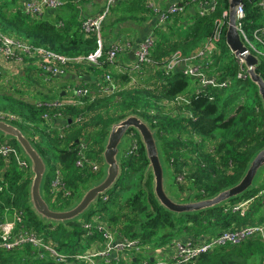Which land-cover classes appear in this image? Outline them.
<instances>
[{
  "label": "trees",
  "instance_id": "16d2710c",
  "mask_svg": "<svg viewBox=\"0 0 264 264\" xmlns=\"http://www.w3.org/2000/svg\"><path fill=\"white\" fill-rule=\"evenodd\" d=\"M12 2L14 3L15 0H12ZM66 3L65 7L56 10L53 18L50 16L49 18L32 19L23 10L16 7L9 15L0 13V23L3 25V31L6 29L7 32L6 30L4 32L8 35L15 33L14 36L25 38L36 46H43L69 57L88 55L96 49L95 37H88L82 31L78 10L74 5L75 0H66ZM133 3H137L142 8L141 10L146 12L150 10L146 0L125 1L120 4V7L129 11L131 6L136 5ZM243 3L246 10L243 26L251 36L256 28L264 26V8L258 7L255 0H243ZM230 4L231 0H219L215 12L206 16L196 13L193 15V18H195L193 25L189 31L185 32L184 36H181L185 41L184 45L187 47L183 49V52H189V46H199L198 50L203 48L208 37L214 31V20L221 17L224 10L231 9ZM179 15L181 13L176 17L178 18ZM140 18L143 17L140 16ZM177 18L174 20L176 21ZM60 21L63 22L62 25L59 24ZM162 29L161 27L158 28L157 25L156 35H159L160 38L152 49V57L157 62L144 65L135 70L140 74H143L145 69L152 70L151 76L143 80V83L147 86L141 87L138 91L141 96L131 97V92L135 89H129L128 86L135 80L133 76L130 73L114 75L111 70L114 64L107 63L106 57H102L98 66L74 64L73 67H69V70L70 72H77V76L94 90L99 87L95 77L110 73L114 78L116 91L100 94L94 100L84 98L83 105L53 107L48 104L28 103L24 104L23 110L13 108L25 117V121L19 124L27 133L31 132L29 127L44 128L46 126L47 129H50V125L53 126L52 128L55 129L53 132L56 135L47 140L49 149L52 148L57 151L59 143L65 147L59 151L62 154L60 158L50 159L48 157L47 162L50 167L54 165L66 174L68 183L74 189L76 195L81 193L80 190L85 189V184L88 181H90L89 184L96 182V177L92 166L86 163L83 168L78 167L75 160L76 153L67 150L84 141L89 147L88 153H86L87 156L91 158L98 155L97 150L89 151L90 143L98 145L101 152L110 124L128 114L121 113L122 109L133 108L132 112L143 116L153 128L158 127L157 137L161 141L164 140V143L161 142L160 144V149L166 168H174L175 170H170L174 175H176V172L184 173L183 168L185 167L191 170V175H187V178L190 182V188L201 191L197 195L199 196L198 199L212 196L220 190L234 185L243 175L254 155L264 147V104L257 91L256 84L249 78L238 79L236 77L238 66L235 64V59L226 61L225 66L220 69L234 78L233 85L229 89H207L201 93L196 91L189 93L190 79L183 71L176 69L167 73L163 69L165 61L173 56L172 53L181 44L177 41L179 39L174 38L176 35L173 33L172 25L169 28L171 35L163 32ZM15 30L19 33L14 32ZM20 33H25L28 38ZM219 48L220 51L217 54L218 57H216L217 64L223 58V50L230 49L226 43V36H223ZM107 49L105 47V51ZM230 52L232 53L231 49ZM167 56L169 57L166 58ZM164 58L166 59L163 60ZM260 61L257 71L264 76V60L261 59ZM86 75L90 76L89 80L86 79ZM137 77L141 76L138 75ZM241 90H244L245 94L246 91L247 94L250 92V95L248 94L243 103L240 104L237 99ZM211 94L215 96L214 100L210 99ZM56 96H58V93ZM117 96L121 100L112 105ZM181 96L187 97L190 101L189 104L184 106L183 103L181 104L176 100L177 97ZM225 96H227L226 101L223 102L222 99ZM141 101H143L144 110H141ZM168 103H173L179 109L185 108L191 111L194 117L163 115L164 110L162 108ZM100 105H103L104 108L107 107L106 113L98 109ZM138 106L140 110H137ZM151 111H155V113H151ZM46 112H62L67 118V128L63 136H59L57 133L56 124H51L44 119L43 115ZM95 116L99 117V121L93 120ZM78 117H80L79 120H77ZM172 125H179L178 130L180 132L185 130L189 133L192 137L191 141L186 143L167 141L160 131L175 133L178 130L173 129ZM30 137L44 155L46 151L39 145V142L36 143L33 135H30ZM193 137H200L201 142L194 143L195 138ZM215 137L220 139L214 150L216 158L211 151L205 153L203 151L206 146L205 142L207 140L211 141ZM183 144L191 145L190 151L194 154L197 153L198 156L186 157L184 161L180 160L179 153ZM141 152L142 158H140ZM121 158L122 173L117 184L98 199L84 214L85 218L83 220H91L94 216H99L101 220L107 221L123 237L138 240L142 245L159 246L170 243L175 238L174 236L180 232L197 239L202 235H215L224 229L250 225V222L255 220L253 213L240 216V212H231L227 207L228 203H233L236 199L240 200L243 195H246L247 198L256 196L259 191L264 189H258V184L242 196L213 209L176 215L160 205L153 192L151 177L144 181V175L140 173V170H144L149 164L143 147L139 149L138 153L127 157L122 156ZM78 168L82 171L80 170V172ZM132 170L133 172H131ZM85 172L89 173L86 178L84 177ZM8 173L9 190L6 194H0V207L15 206L17 209H24L23 219L25 224L42 233L59 250L76 252L79 248L83 249L85 245L89 248L93 240L99 237L97 233L92 236L85 235L86 230L82 226V218L70 221L67 224H55L41 220L29 204L28 183L17 184L21 172L19 173L17 167L13 166ZM52 178L53 174L47 177L44 188ZM174 185L181 186L182 183L176 181ZM206 221L208 222L207 225ZM183 229L185 231H182ZM258 248L260 251L264 250L261 241L249 240L235 246L218 248L213 252L201 255L197 261L189 264H250L248 254L251 253L250 250ZM27 255H31L28 249L13 251L9 253L7 261L22 262V258L26 257V264H52L31 259ZM242 256H244L243 261L240 260Z\"/></svg>",
  "mask_w": 264,
  "mask_h": 264
},
{
  "label": "built area",
  "instance_id": "2783aa9c",
  "mask_svg": "<svg viewBox=\"0 0 264 264\" xmlns=\"http://www.w3.org/2000/svg\"><path fill=\"white\" fill-rule=\"evenodd\" d=\"M81 1L88 0H75L77 4ZM125 1L129 0H105L104 8L98 14L79 13L82 31L88 37L94 36L96 40V49L88 55L69 57L52 49L36 46L20 37L8 35L0 28V75L3 70L11 71L14 73L13 75H16L21 73L22 69L32 66V68L36 69L39 77L49 83L67 75L70 71L69 67H73L74 64L95 67L100 65L102 57H106L107 63L116 64L119 55L123 53L129 54V52L134 53L133 68L135 70L155 62L152 57V49L156 43V33H150L134 47L132 42L119 40L105 51L104 22L111 8ZM218 1L184 0L181 3L174 1L165 10L157 11L155 10L154 1L151 0L149 1V6L158 12V28H164L171 24L188 4L197 6L196 14L206 16L215 12ZM255 4L260 8H264V0H255ZM65 5L66 0H25L18 8L32 19H37L45 11H56ZM235 9L236 27L241 39L252 54L256 55L260 60H264V51L259 48V45L264 46V26L256 28L250 36L243 26V20L246 16L244 3H239ZM230 10H224L222 16L214 20V31L208 37L202 49L195 54L184 56L179 53L173 55L163 65V69L167 73L179 69L187 77L196 80L198 84L197 93L207 89L227 90L233 85L234 78L232 76L226 74L224 70L215 71L217 67L216 57L220 51L219 46L223 36H226L230 23ZM59 24L62 25L63 22L60 21ZM231 51L234 54L235 64L238 66L236 77L238 79L249 78L244 58L237 55L232 49ZM95 81L99 86L97 90L92 89L86 82L80 81L77 84L63 86L58 91L57 98L47 102H38L37 105L48 104L53 107L83 105L85 102L84 98L94 100L100 94L116 91L114 78L110 73L97 75ZM210 99L214 100L215 96L211 94ZM176 100L181 104L183 103L184 106L190 102L185 96L177 97ZM181 110L179 111L181 117H194L191 111L185 108H183V111ZM43 117L51 124L54 121L62 120L61 129L65 134L67 118L62 112H46ZM0 119L15 124L25 121L22 115L1 108ZM79 119L80 117L77 118V120ZM52 127L50 125V129ZM126 135L131 139V142L123 148L120 154L121 157L136 154L140 149V139L137 132L131 130ZM80 145L81 149L77 155L76 165L83 168L88 163L95 172L99 169V164L87 156L86 153L89 147L86 143L82 141ZM13 166L17 167L19 173L21 172L17 184L30 183L33 177L30 161L15 142L0 138V194H6L9 190L8 171ZM54 172L52 180L48 185L46 183L45 190L51 193L53 197V200L49 199L50 205L55 209H64L69 205V201L66 198L71 195V192L67 191L68 188L62 175H60V169L56 168ZM263 193L264 189L259 191L256 196L245 198L240 203H228L227 209L233 212H241L244 206L251 204ZM104 198L106 199L107 197ZM8 213H11L10 217H7ZM23 215L24 209L22 208L17 209L15 206L0 207V264H26V257L22 258V262L7 261L10 252L25 251V249H28L31 253V255H27L31 259L52 264H189L197 261L201 255L213 252L221 247L235 246L249 240H259L264 245V221H262L261 223L224 229L215 235H202L197 239L192 237L180 238L165 245L169 251L152 254L153 251L150 245H142L138 240L123 237L106 221L101 220L99 216H94L91 220H84L82 226L86 230L85 235L92 236L97 233L99 237L93 240L89 248L81 252L79 250L77 252H65L51 244L34 227L27 226ZM97 244L99 246H96ZM143 252L144 254L142 255L141 253ZM262 264H264V258Z\"/></svg>",
  "mask_w": 264,
  "mask_h": 264
},
{
  "label": "water",
  "instance_id": "95a60500",
  "mask_svg": "<svg viewBox=\"0 0 264 264\" xmlns=\"http://www.w3.org/2000/svg\"><path fill=\"white\" fill-rule=\"evenodd\" d=\"M243 0H232L230 4V23L226 32V41L237 55L244 58L246 70L250 80L258 87V92L264 104V76L257 71L261 63L260 59L252 54L236 27V5ZM130 56L134 58V53ZM135 130L142 139L145 154L149 160L148 168L152 170L154 177V194L160 205L168 211L183 215L197 213L203 210L213 209L238 198L249 189L257 186L255 179L259 171L264 168V147L252 158L241 178L229 187L216 194L188 201H178L171 196L166 188V169L161 155L157 130L142 116L130 114L111 125L105 140L103 159L106 166L105 175L100 181L94 182L81 198L66 209H55L43 195V182L48 173L47 160L27 132L18 124L0 119V131L4 135L16 140L25 156L30 161L33 177L29 184L28 201L37 216L46 222L67 224L84 215L98 199L110 191L118 182L122 173L120 144L130 130Z\"/></svg>",
  "mask_w": 264,
  "mask_h": 264
},
{
  "label": "rangeland",
  "instance_id": "374dc122",
  "mask_svg": "<svg viewBox=\"0 0 264 264\" xmlns=\"http://www.w3.org/2000/svg\"><path fill=\"white\" fill-rule=\"evenodd\" d=\"M148 4L149 3H147V5ZM13 5H15V3H13L12 0H0V13L5 14V15H9L15 8ZM181 15H179V17H181ZM179 17L176 20V22L178 24H176V26L174 25L172 27H173V31H174L173 33H174V35H176L174 38L175 39H179L177 41H179L181 46L177 50L174 51L175 53L173 52L172 54L176 55V54L182 53L184 56L188 55V54H195V53H197L199 51L198 50L199 46H194V47L193 46H189V48H188L189 52L185 53V52H183V49L187 48V47L184 45L185 41L181 38V36L185 35L186 31H189L190 27L193 25V23L195 21V18L190 16V18L187 21H185V19H181ZM174 23L175 22H173V24ZM170 27H171V25L169 24L166 27H164L162 29V31L166 32L168 35H171V33L169 31ZM0 28L3 30V25L1 23H0ZM16 31L17 30H15L14 32H16ZM6 32H7V30H6ZM8 33H10V32L8 31ZM20 34H22L23 36L28 38V36L25 33H20ZM13 35H15V33ZM159 38H160L159 35H157L156 36V42L159 40ZM24 40L27 41V42H30L29 40H27L25 38H24ZM259 48L264 51V46L259 45ZM224 50H223V58H221L218 61V64H216L217 67L215 68V71H219L220 69H222L223 66H225V64H226V61H228L230 59H233V60L235 59L234 58V54H232L230 52V49H227L226 51H224ZM169 56H167L166 58H168ZM217 57H218V55H217ZM166 58H164L163 60H165ZM155 62H157V60H155ZM27 71H29L28 73H30V75H26L27 77L26 76L23 77V75L19 76V74L11 75L6 70L2 71V73L0 75V107L3 108L4 110L11 111V110H13V108L19 109V110L20 109L23 110L24 104L38 103V102H41V101L43 102V100L46 99L47 97H52V96H50L47 93V89H45V87H49L50 85H55V84L53 82L47 83V82L43 81L39 77V75L36 72L35 68H33V69L29 68ZM130 73H131V75L133 77H135V80L133 79L134 80L133 83H130L129 86H128L129 89L130 88H134L135 89V90H133L131 92V97H133V96L135 97L136 95L141 96L138 93V91L141 89V87H144V86L146 87L147 86V85H145L143 83V80L144 79H148L151 76L150 74H152V70L151 69H145V71H143V74L142 73L140 74V73H137V72H134V71H132ZM138 75H140L141 77H137ZM136 79H137V81H136ZM189 79H190L189 93H194L196 91L197 87H198L197 81L192 79V78H190V77H189ZM121 85H122V83H121ZM257 91H258V87H257ZM248 94L250 95V92H248ZM248 94H247V91H246V94H245V91L241 90L240 96L238 97L237 102L239 101L240 104L243 103L244 99L246 98V96H248ZM226 97L227 96H225L222 99L223 102L226 101ZM40 99H43V100H40ZM120 100H121V98H119V96H117L114 99V101L112 102V105L114 103H118ZM140 105H142L141 106V110H144L143 101L140 102ZM106 108L107 107L104 108L103 105H100V107L98 109L100 111H103L104 113H106ZM162 109L164 110L163 111V113H164L163 115H171V116H175V117L180 116L179 107H177L173 103H168V104L164 105ZM133 110H134L133 108L122 109L121 113H128L126 116H128L130 114L140 115V114H138L136 112H132ZM137 110H140L139 106L137 107ZM13 111H15V110H13ZM181 111H183V109ZM16 112H18V111H16ZM151 113H155V111H151ZM93 120L94 121H99V117L95 116L93 118ZM117 121H114V122H112L110 124V126L108 128V132L110 131L111 125L114 124ZM172 126H173V129H177L178 130V126L179 125H172ZM155 129L157 130V133H158V127H156ZM29 130L31 131L30 133H27L29 135V137H30V135H33V137L36 139V143L39 142V145L46 151V153L44 154V157H45L46 160H47L48 157L50 159H55V157H57V158L61 157L62 154L59 151L62 150V148L65 147V146H63L62 144L59 143V145L57 147V151H54L52 148L49 149V146L47 145V143H48L47 140H49L52 136L56 135V134L54 135V132H53V130H55V129H53V128L47 129L46 126H44V128H41V127L36 128L35 126H33V127H29ZM56 130H57V133L59 134V136L64 134V132H62L63 131L62 129H60V130L56 129ZM48 133H50V134H48ZM160 133L162 135H164L163 137H165L166 140L169 141V142L178 141V143L179 142L180 143L181 142L186 143V142H190L191 138H192L190 136V134L187 133L185 130H183L182 132H180V130H178L175 133L174 132L173 133H169V132H166V131H160ZM138 136H139V134H138ZM0 138L13 140L19 146V144L16 142V140L14 138H12L10 136H7V135H4V133H2L1 131H0ZM193 138H195V137H193ZM139 139H140V149L143 147V150L145 151L144 144H143L142 139H141L140 136H139ZM130 142H131V139L128 137V135H125V137L123 138V140H122V142L120 144V150L122 151L123 148L126 145L130 144ZM161 142L164 143V140L161 141V139L159 138V144H161ZM200 142H201L200 137H196L194 139V143L198 144ZM219 142H220V139L216 138V137L214 139H212L211 141L207 140L205 142V145H206L204 147L205 150L203 149L204 153L211 151L212 153H214V157L216 158V153H215L214 150H215V146L218 145ZM80 143H82V142H79V144L76 147L72 146L71 149L67 150V151H74L76 153L75 154V160L77 159V155L79 154L80 149H81ZM104 144H105V141H104ZM191 148H192L191 145L190 146H187V144H183L182 145V147L180 148V153H179L180 160L184 161L186 159V157H190V156L197 157L198 156L197 153L194 154V153H192L190 151ZM92 150H97V154L98 155H94L93 157H91V159L95 160L96 163L99 164V169L100 170L99 169L96 170L94 172V174H95V177H96V181H100L104 177L105 170H106V166L104 164V159H103L104 145L102 146V150L100 152L98 145H95V143L92 145V143H90V150L89 151L91 152ZM141 154H142V152L140 153V158H142ZM120 158H121V156H120ZM121 160H122V158H121ZM148 166H149V164H147V166H146V168L144 170H142V171L140 170V173H143L144 181H146V179L148 177H151L152 188H154L153 173H152V170H150L148 168ZM47 167H48V173L46 174V177L44 178V182H43L44 184L46 182L47 177H49L51 174H53L54 171H55V168H56V167H54V165H51V167H50L48 162H47ZM50 168H51V170H50ZM165 169H166V188H167V191L169 192V194L171 196L176 198L178 201H188L190 199L196 200V199L199 198V196H197V195L199 193H201V191H199L198 189H195V188H190L191 187L190 186V182H189V179L187 178V175H191V170H189L187 167H185V168H183L184 169V173L176 172V175H174V173L172 174V172L170 171V170H175L174 168L168 167V169H167L166 165H165ZM78 170L80 171L81 169L78 168ZM263 171H264V168H262L259 171V173H258V175H257V177L255 179V184L256 183L258 184V189L259 188H264L263 176H261V173ZM131 172H133V170ZM88 174H89L88 172H85L84 173V177L85 178L88 177ZM60 175H62V177H63V179H64V181H65V183L67 185V188H68V189L66 188L67 191L71 192V195L67 196V198H66V200L69 201V206L68 207H70L76 201H78L81 198V196L84 194V192L89 187H91V185L94 183L93 182L92 184H89L90 181H88L85 184V186H86L85 189L80 190L81 193L79 195H76L75 192H74V189L68 183L66 174L61 169H60ZM175 180L179 181V183H182V185L181 186L174 185V183L176 182ZM29 184L30 183H28V188H29ZM44 184H43V187H42L43 188V195L46 197V199L49 202V199L53 200V197H52L51 193H48L45 190ZM153 192H154V190H153ZM63 196H64V194H63ZM204 197H205V195H204ZM245 198H247V196L243 195V197H241L240 200L236 199V201H234V204L240 203L241 201L245 200ZM253 202H251V204L249 203L248 206L247 205L244 206L242 211L239 214L240 216H246V215H249V214L253 213L254 214L253 217H254L255 220L250 222V224L259 223V222L262 221V219L264 221V193L261 196L257 197ZM231 212H233V211H231ZM10 215H11V213H8L7 217H10ZM80 218H82L81 221L83 222L84 221L83 219L85 218V215H82ZM55 224H58V223H55ZM207 224H208V222L206 221V225ZM182 231H185V230L183 229ZM181 234H182V232H180L177 235H175L174 236L175 238L173 239V241L177 240L179 237H181L180 236ZM160 246L163 247L164 244L160 245ZM150 247L156 248V247H159V245L150 244ZM86 248H87V246L85 245V247L83 249H86ZM83 249L79 248V251L81 252ZM250 251H251V253L248 254V258L250 259L249 260L250 264H260V263L262 264L263 258H264V251H260L259 248L258 249H254V250H250ZM240 260L243 261L244 260V256H242L240 258Z\"/></svg>",
  "mask_w": 264,
  "mask_h": 264
},
{
  "label": "crops",
  "instance_id": "0c3cea01",
  "mask_svg": "<svg viewBox=\"0 0 264 264\" xmlns=\"http://www.w3.org/2000/svg\"><path fill=\"white\" fill-rule=\"evenodd\" d=\"M24 1L25 0H15L14 7L16 8L18 6H21ZM149 1H151V0H146L147 3H149ZM152 1H154V5L156 7L155 10L158 11V10H165L171 2L177 1V2L181 3V1H184V0H152ZM75 3H74V5L76 6V8L78 10V15L80 12H83L85 14H98L104 8L105 0H88V1H81L78 4L77 3L75 4ZM120 4H117L111 8L110 13L108 14V16L105 20V24H104V28H103V35H104L106 48L111 47V45L114 42L119 41V40H122V41L125 40L128 42H132L133 47H134V45H136L139 41H141L144 37H146L150 33H156V28L158 25L159 16H157L158 12H156L153 8H151L149 6V4H148V7L150 10L147 12L144 10H141L142 8L140 6H138L137 3H133L136 5L131 6V9L129 11L123 10L124 8L120 7ZM65 6H63V7H65ZM187 10H188V12H186ZM196 10H198L196 5H192V4L187 5L186 8L184 9V11L181 13L182 14L181 17H179V18L185 19V21H187L190 18V16L193 17V15H195ZM55 13H56V11L47 10V11H45V13L41 17L49 18L51 16L53 18ZM78 15H77V17H78ZM129 15H131V16L129 17ZM140 16L143 18H140ZM173 22H174V20H173ZM173 22L170 25H172ZM176 24H178V23L175 21V23L173 25L176 26ZM133 61H134V59L130 56V52H129V54L123 53V54L119 55L116 64H114V66L111 67L113 74L114 75H119V74L122 75V74L130 73L132 71L135 72V69L133 68L134 67ZM29 68H32V66L22 69V72L19 73V76L23 75V77H24L26 75H30V73H28L29 71H27ZM9 73H11V75L14 74L11 71ZM133 78L135 79V77H133ZM86 79L89 80L90 76L86 75ZM80 81L84 83V81L82 79H80V77L77 76V72L75 73V71H71V72L69 71L67 76L65 75L64 77L59 78V80H55L53 82L55 85H50L49 87H45V89H47V93L52 97H47L44 100L43 99H40V100H43V102L51 101L52 99H55L58 97V96H56V93H58L61 86H66L68 84H74V83L77 84ZM1 109H3V108H1ZM11 111H13V110H11ZM13 112L18 113L16 111H13ZM18 114H20V113H18ZM20 115H22V114H20ZM23 118H25V117L23 116ZM62 122H63L62 120L54 121V124H56L57 128L59 127L58 130H60L62 128ZM18 125H20V124H18ZM261 176H263V179H264V171L261 173ZM189 237H192V236L187 235L185 233V234H182L180 238L186 239ZM165 245L163 247L159 246L156 248L150 247L151 250L153 251L152 254H154V253L157 254V253H161V252L166 251L167 248ZM96 246H99V244H97ZM167 251H169V250H167ZM141 254L143 255L144 252Z\"/></svg>",
  "mask_w": 264,
  "mask_h": 264
}]
</instances>
